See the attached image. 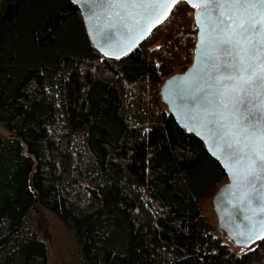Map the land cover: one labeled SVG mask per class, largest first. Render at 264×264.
Here are the masks:
<instances>
[{
	"label": "trees",
	"instance_id": "obj_1",
	"mask_svg": "<svg viewBox=\"0 0 264 264\" xmlns=\"http://www.w3.org/2000/svg\"><path fill=\"white\" fill-rule=\"evenodd\" d=\"M194 9L128 56L104 58L71 0H0V264H48L40 206L74 234L78 264H264L236 254L202 204L227 180L160 91L194 57Z\"/></svg>",
	"mask_w": 264,
	"mask_h": 264
},
{
	"label": "water",
	"instance_id": "obj_2",
	"mask_svg": "<svg viewBox=\"0 0 264 264\" xmlns=\"http://www.w3.org/2000/svg\"><path fill=\"white\" fill-rule=\"evenodd\" d=\"M104 58L131 54L177 4L194 9L189 68L160 95L227 175L213 198L218 225L235 246L264 240V0H71Z\"/></svg>",
	"mask_w": 264,
	"mask_h": 264
},
{
	"label": "rangeland",
	"instance_id": "obj_3",
	"mask_svg": "<svg viewBox=\"0 0 264 264\" xmlns=\"http://www.w3.org/2000/svg\"><path fill=\"white\" fill-rule=\"evenodd\" d=\"M183 72L181 68H175L173 75ZM0 131L4 135H8L1 124ZM226 182L227 180L223 184ZM217 190L204 200L202 204L203 214L212 230L217 236L221 237L236 254H242L253 249L254 245L247 248L235 246L233 241L219 228L218 219L213 207V198ZM27 221L30 230L34 231L47 246L48 264H78L79 246L74 234L70 232L54 214L44 210L40 206H36L31 211Z\"/></svg>",
	"mask_w": 264,
	"mask_h": 264
}]
</instances>
